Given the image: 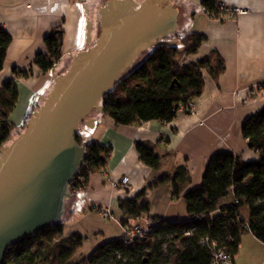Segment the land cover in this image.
Returning a JSON list of instances; mask_svg holds the SVG:
<instances>
[{
	"label": "crops",
	"instance_id": "0c3cea01",
	"mask_svg": "<svg viewBox=\"0 0 264 264\" xmlns=\"http://www.w3.org/2000/svg\"><path fill=\"white\" fill-rule=\"evenodd\" d=\"M98 0H0V26L6 29L12 42L0 71V90L3 83L15 78L19 97L10 121L21 126L30 113L38 111L41 93L52 76L34 65L38 53H46L45 38L55 30L63 31L62 56L73 50H83L96 38L94 4ZM203 0H188L195 6L190 15L183 13L185 33L205 36L196 54H183L186 62L207 59L214 71L223 62V71L215 76L204 69L203 92L193 101V114L179 112L171 121L151 120L131 125H118L113 118L102 114L83 121L78 130L87 140L111 147L106 168L90 175L85 188L72 194L64 218L66 225L82 222L85 233L106 231L103 220L116 221L122 236L125 229L122 201L144 194L150 204V216L167 219L188 215L184 194L201 184L205 165L216 152H231L244 161L258 159L243 137L242 126L252 114L264 107V0H217L248 10L246 15L229 18L223 11L209 12ZM96 22V21H95ZM32 68L30 76L15 75L14 70ZM256 90L255 95L250 91ZM37 107V108H36ZM17 135L18 132H17ZM155 151L161 165L158 170L146 165L137 151V144ZM186 172L189 180L182 185L179 197L172 195V182L156 184L159 177H177ZM129 177L126 188H114L112 181ZM97 208L110 209L112 218H103ZM248 217V211H244ZM108 231V230H107ZM110 231V230H109ZM232 264H264V242L251 232L242 236Z\"/></svg>",
	"mask_w": 264,
	"mask_h": 264
},
{
	"label": "trees",
	"instance_id": "16d2710c",
	"mask_svg": "<svg viewBox=\"0 0 264 264\" xmlns=\"http://www.w3.org/2000/svg\"><path fill=\"white\" fill-rule=\"evenodd\" d=\"M202 5L211 13L218 11L217 0H203ZM204 40L203 34L188 33L179 44L150 48L147 56L100 99L104 113L118 125L173 120L180 104L194 100L203 92L204 69H210L209 61L199 59L183 63L179 58L183 54H196ZM11 42L10 33L0 26V71ZM45 42L47 52L38 53L34 59V65L42 73L52 70L61 60L63 31H52ZM219 66L215 71L210 69L213 75L223 71L221 59ZM14 73L26 77L33 74V70L15 69ZM18 97L15 78L5 81L0 90V151L13 134L26 130L27 122L34 115L30 113L21 126L10 121ZM242 134L257 152L258 159L244 161L225 151L212 154L205 165L201 184L184 194L186 217L150 216L153 221L150 230L136 236L133 243L126 244L122 237L109 240L80 260L74 257L83 245L84 236L76 233L66 238L63 219L12 245L2 264H159L160 251L166 246L169 256L177 255L175 264H211L212 242L228 250L233 257L245 233L251 232L264 242V107L245 120ZM73 141L86 151L84 162L78 166L77 175L70 183V189L79 190L87 186L90 175L106 168L111 147L87 140L79 131L74 134ZM137 151L146 165L155 170L160 168L161 162L154 150L138 143ZM188 180L186 172L180 171L174 179L165 175L159 177L156 184L171 181L172 195L179 197L182 185ZM143 195L122 201L120 222L124 228L143 215L149 216L150 204ZM245 210L248 217L244 215ZM206 239L208 242H204ZM178 242L180 250L176 248Z\"/></svg>",
	"mask_w": 264,
	"mask_h": 264
},
{
	"label": "water",
	"instance_id": "95a60500",
	"mask_svg": "<svg viewBox=\"0 0 264 264\" xmlns=\"http://www.w3.org/2000/svg\"><path fill=\"white\" fill-rule=\"evenodd\" d=\"M105 3L98 6L96 38L48 71L41 108L0 151V264L12 245L66 217L76 200L70 183L86 157L74 134L101 116L100 99L150 48L178 43V22L196 9L188 0H144L120 19L127 11L121 2Z\"/></svg>",
	"mask_w": 264,
	"mask_h": 264
},
{
	"label": "rangeland",
	"instance_id": "374dc122",
	"mask_svg": "<svg viewBox=\"0 0 264 264\" xmlns=\"http://www.w3.org/2000/svg\"><path fill=\"white\" fill-rule=\"evenodd\" d=\"M99 5H100V0L96 1L94 4V23H91V25L95 27V34H97V27H96L95 21L97 19ZM185 30H186L185 27L181 23L178 22L176 26V30H175V32L178 33V35L176 36L175 39L180 40L182 37H184L186 35L184 34ZM179 60L183 63H186L185 57L183 55H181ZM101 216L105 218L103 215ZM102 222L107 227L106 231L97 232V233L95 232L85 233L86 229L82 222L78 223L75 221L73 222L72 220L69 224L66 225V230H65L66 238L70 239L76 233H79L84 236L83 245L79 249V251L75 254V257H74L75 260H80L82 258L89 257L94 252V250L103 242L114 240V239H120V236H122V232L116 221L103 220ZM176 245H177L176 247L177 250H180L181 249L180 242H178ZM166 247H163L162 250L160 251L161 262L159 264H175L177 260V255L173 254L172 256H169V251H168V248Z\"/></svg>",
	"mask_w": 264,
	"mask_h": 264
},
{
	"label": "built area",
	"instance_id": "2783aa9c",
	"mask_svg": "<svg viewBox=\"0 0 264 264\" xmlns=\"http://www.w3.org/2000/svg\"><path fill=\"white\" fill-rule=\"evenodd\" d=\"M217 9L223 11L229 18H233L236 15L242 16L248 13V10L230 6L225 2L218 1L217 2ZM251 95L256 94V90L250 91ZM195 111V103L194 101H189L186 104H180L177 112H187L193 114ZM129 177H123L120 180L112 181L111 185L114 188L122 187L126 188L129 185ZM71 192L75 193L77 190L70 189ZM97 212L103 215L105 218H112V213L110 209L104 208H96ZM153 221L151 219H138L134 224L125 226V233L123 235V240L126 244H131L134 242L135 237L143 232H147L150 230ZM189 234V232H187ZM204 242H208V239L204 240ZM213 250H212V261L211 264H232L233 263V256L232 254L226 250L225 248H218L216 247V242H212Z\"/></svg>",
	"mask_w": 264,
	"mask_h": 264
},
{
	"label": "flooded vegetation",
	"instance_id": "af4514ba",
	"mask_svg": "<svg viewBox=\"0 0 264 264\" xmlns=\"http://www.w3.org/2000/svg\"><path fill=\"white\" fill-rule=\"evenodd\" d=\"M111 1H113V0H106V3H105V6L107 5H109L110 4V2ZM119 2H121V5L122 6H124L126 9H127V11L126 10H124L123 11V13H120V14H117V18H124V16H127V12L128 11H130V12H132L133 10H136L138 7L136 6V4H139V5H141L142 3H143V1L144 0H142V1H139V0H134V1H131V0H118ZM118 13V12H117ZM121 17H120V16ZM179 19H180V17H179ZM178 19V20H179ZM178 35V33H173V38L175 39V37ZM183 35V34H182ZM181 35V36H182ZM177 40V39H176ZM179 43H181V41L180 40H178V43L177 44H179Z\"/></svg>",
	"mask_w": 264,
	"mask_h": 264
}]
</instances>
